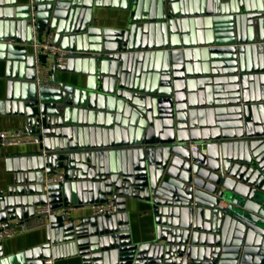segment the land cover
I'll return each mask as SVG.
<instances>
[{
	"label": "water",
	"instance_id": "95a60500",
	"mask_svg": "<svg viewBox=\"0 0 264 264\" xmlns=\"http://www.w3.org/2000/svg\"><path fill=\"white\" fill-rule=\"evenodd\" d=\"M64 1L36 0L38 26L65 17ZM92 1L134 9L122 31L95 28L88 16L79 35L62 39L79 53L60 70L84 75V86L52 77L55 89H37L7 78L0 115L25 117L42 145L4 159L14 180L0 190V223L43 226L47 242L8 258L0 249V264L66 256L82 264H264V11L243 0H201L199 11L190 0H145L144 10V0ZM11 6L0 2L6 43L15 24L29 25L27 16L9 21ZM111 112H121L120 126L101 128ZM197 142L205 153L190 151ZM61 167L67 182L45 191L44 177ZM108 196L117 210L109 218L52 215L45 225L34 214L46 202L57 210ZM127 199L151 205L152 241L132 243Z\"/></svg>",
	"mask_w": 264,
	"mask_h": 264
},
{
	"label": "crops",
	"instance_id": "0c3cea01",
	"mask_svg": "<svg viewBox=\"0 0 264 264\" xmlns=\"http://www.w3.org/2000/svg\"><path fill=\"white\" fill-rule=\"evenodd\" d=\"M4 5H14L13 13L9 21H20L19 19H25L26 11L24 10L28 0H0ZM68 8L66 10V16L59 18V21L51 18L49 24L52 27V21L56 24L53 29L58 41H62L65 37L72 35H79L76 33V28L81 27L83 22L90 17L91 25L100 29H111L122 31L128 27L129 16L131 11L111 8V7H99L96 6L92 0H65ZM189 9L199 11L202 6L201 0H190ZM245 8L254 11H264V0H243ZM151 3V2H150ZM147 1L142 2V9L144 10L147 5ZM10 7L4 6L3 9L9 10ZM147 8V7H146ZM22 9V10H21ZM243 11V10H242ZM12 12V11H10ZM144 12V11H143ZM142 12V15H144ZM5 17V16H4ZM5 21V18L4 20ZM61 21V22H60ZM58 28H62L63 32L57 31ZM75 31V32H74ZM72 34V35H70ZM15 38L14 42H4L0 40V100L5 99L7 91V78L15 81L21 80L29 82L28 78L31 75L32 66L28 64L27 58L30 57V48L28 45L29 34L28 26L22 27L15 24ZM8 45H13V51L7 48ZM91 47L92 44H87ZM16 51V52H15ZM21 53V55H20ZM153 65H156L157 60L150 61ZM145 75V74H144ZM54 78L56 82L63 83L74 87H82L85 85V76L75 72H64L61 70L53 71L50 74V79ZM20 86V92H28L27 87ZM22 89V90H21ZM108 113L103 115L101 128L110 130L116 125H119L121 112ZM120 113V114H119ZM110 114V115H109ZM120 115V117L118 116ZM117 117L118 120H117ZM112 119L114 121H112ZM120 126V125H119ZM0 129H23L27 130L26 119L19 115H0ZM41 150L38 145H20L15 147L1 148L0 158V190L5 189L13 185L14 175L6 172L4 159L10 155H20L26 153H34ZM126 212L128 213V231L132 243H147L154 238V216L152 213L151 205L147 202L127 199L125 203ZM90 216L89 211L80 210L73 212L70 218L80 219ZM12 224H18V219L8 220ZM47 242V233L43 226L35 227L33 229H27L24 233L16 235L12 238L1 241V252L4 257L8 258L14 255L21 254L28 249H36L42 244ZM21 263L19 260L7 261L4 264H17ZM55 264H82L79 256H66L60 257L55 260Z\"/></svg>",
	"mask_w": 264,
	"mask_h": 264
},
{
	"label": "built area",
	"instance_id": "2783aa9c",
	"mask_svg": "<svg viewBox=\"0 0 264 264\" xmlns=\"http://www.w3.org/2000/svg\"><path fill=\"white\" fill-rule=\"evenodd\" d=\"M95 2V0H94ZM26 16L28 20L29 48L32 57L31 75L28 78L37 89H55L50 84V74L60 70L66 65L68 59L77 55L78 50L64 47L61 41L56 40V35L50 24L38 26V11L36 0H28L26 5ZM65 37V36H64ZM21 54V53H20ZM20 145H42V139L31 135L28 130L23 129H0V148L15 147ZM190 151L205 153L203 142L189 144ZM67 182L66 169H56L52 174L44 177L42 184L46 191L48 186L62 185ZM87 210L92 217L109 218L117 214L116 203L113 197L108 196L103 202L92 204H65L60 209H53L47 202L35 207V216H42L46 219L52 215L63 219H70L73 212ZM27 231L25 222L12 224L9 221L0 223V241L12 238ZM42 264H55L53 258H48Z\"/></svg>",
	"mask_w": 264,
	"mask_h": 264
}]
</instances>
